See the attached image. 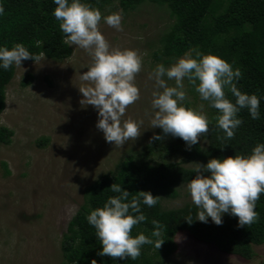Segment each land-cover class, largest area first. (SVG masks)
<instances>
[{
  "label": "trees",
  "instance_id": "trees-1",
  "mask_svg": "<svg viewBox=\"0 0 264 264\" xmlns=\"http://www.w3.org/2000/svg\"><path fill=\"white\" fill-rule=\"evenodd\" d=\"M84 2L99 9L117 2L125 14L145 4L166 8L172 23L159 38L160 46L153 53L154 60L167 67L194 49L225 59L234 69L239 68L242 72L237 87L242 92L255 93L261 97V116L254 120L246 109L242 110L239 117L243 124L236 130L235 138L221 141L218 137L223 132L214 126L217 112L209 108V132L202 136L207 146H202L199 141L190 150L183 139L165 136L159 128L155 135L162 136V140L153 138L140 150H132L120 160L112 173L102 175L86 188L84 202L70 220L62 238L61 264H92L93 260L97 264H174L169 258L178 248L176 235L183 230L199 241L216 245L225 253L253 259L256 255L254 247L264 244V195H261L256 205L259 220L244 227L238 226V217L228 213L224 214L220 225L210 218L207 223L197 219L189 223L186 216L195 218L197 211L192 202L175 208L166 207L163 202L180 197V187L196 175L191 172L193 167L187 164H207L212 158L248 154L257 143H264V0ZM0 3L5 9L4 14L0 15V46L11 48L15 43H23L32 53H43L44 57L55 61H64L73 55V47L63 43L59 21L52 14L56 7L53 0H0ZM37 41L41 42L39 46ZM25 61L34 62L32 59ZM15 69H0V144L6 145L12 142L14 131L1 124V115L6 109L7 87L15 76ZM34 79L33 74H27L22 86L32 84ZM227 95L235 99L231 93ZM188 106L192 107L190 103ZM45 141L48 139H42L41 143ZM4 166L8 170L6 162ZM114 183H120L132 195L139 191H150L160 197L155 207L143 206L148 220L135 226L133 235L139 232L150 235L154 227L151 221L156 219L167 226L162 233L164 243L159 249L145 245L137 260L99 255L103 246L96 236L95 228L86 219L90 209L102 206L109 196L114 195L110 191Z\"/></svg>",
  "mask_w": 264,
  "mask_h": 264
},
{
  "label": "rangeland",
  "instance_id": "rangeland-1",
  "mask_svg": "<svg viewBox=\"0 0 264 264\" xmlns=\"http://www.w3.org/2000/svg\"><path fill=\"white\" fill-rule=\"evenodd\" d=\"M100 11L103 15H122V31L103 21L99 25L110 44L134 49L142 57V71L136 77L141 98L128 107L124 117L142 119V132L134 141L116 147L96 127L98 110L92 105L81 106L82 93L76 84L91 62L84 50L73 47V55L64 61L44 57L42 64L24 60L22 67H15L1 115V124L12 129L14 136L10 144H0V264H61L62 238L84 202L86 188L112 173L132 150L148 144L159 129L149 123L155 88L149 74L159 64L153 53L160 46L161 34L172 23L169 12L145 4L125 14L117 2ZM29 73L35 79L24 87L22 80ZM169 84L174 85V81ZM185 88L191 106L203 104L208 117L207 102L191 90L186 80ZM44 138L48 141L42 144ZM199 141L207 146L202 136ZM188 202L191 199L182 185L180 197L163 203L175 208ZM176 242L178 248L169 258L174 264H264V244L254 247L253 259H246L199 241L185 230L176 235Z\"/></svg>",
  "mask_w": 264,
  "mask_h": 264
},
{
  "label": "clouds",
  "instance_id": "clouds-1",
  "mask_svg": "<svg viewBox=\"0 0 264 264\" xmlns=\"http://www.w3.org/2000/svg\"><path fill=\"white\" fill-rule=\"evenodd\" d=\"M53 3L56 7L52 14L59 21L63 43L84 50L91 58L86 66L88 71L80 74V83L76 84L82 93L80 104L82 107L94 106L99 117L96 127L103 132L107 142L123 147L141 134L144 125L142 119L124 118L128 107L141 98L136 77L142 71L143 60L134 49L113 47L99 27L103 21L122 31V15H103L99 8L84 0H53ZM4 11L0 3V15ZM40 43L37 41V46ZM29 59L42 64L44 54L32 53L23 43H15L11 48L0 46V69L8 71L22 67V62ZM241 77V70L234 69L225 59L195 49L167 67L163 63L157 64L149 74V79L155 82L150 127L161 128L165 136L183 139L189 150L201 136L208 134L210 121L203 111L204 105L188 106L187 80L199 98L216 110L214 126L223 132L218 139L233 140L236 130L243 124L239 117L242 110L246 109L254 120L261 116V97L242 92L237 87ZM169 81H174V85ZM227 93L235 99H230ZM154 139L162 140L163 137L155 135ZM191 172L196 175L183 184L197 209L195 218L186 216L189 223L194 219L207 223L211 218L220 225L226 213L238 217L240 227L251 226L259 220L256 205L264 195V143H257L248 154L212 158L207 164L195 163ZM110 191L114 195L102 206L90 209L86 216L103 246L99 255L137 260L145 245L159 249L164 243L162 233L167 226L153 219L150 235L144 232L133 235V228L148 220L143 206L155 207L160 197L150 191L132 195L120 183L112 184ZM92 264L97 262L93 260Z\"/></svg>",
  "mask_w": 264,
  "mask_h": 264
}]
</instances>
